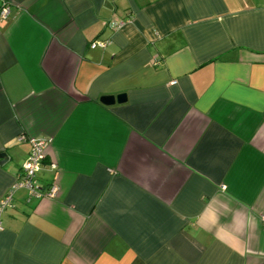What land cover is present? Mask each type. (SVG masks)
<instances>
[{"label": "crops", "instance_id": "crops-1", "mask_svg": "<svg viewBox=\"0 0 264 264\" xmlns=\"http://www.w3.org/2000/svg\"><path fill=\"white\" fill-rule=\"evenodd\" d=\"M9 3L0 264H264V0Z\"/></svg>", "mask_w": 264, "mask_h": 264}, {"label": "built area", "instance_id": "built-area-1", "mask_svg": "<svg viewBox=\"0 0 264 264\" xmlns=\"http://www.w3.org/2000/svg\"><path fill=\"white\" fill-rule=\"evenodd\" d=\"M11 7L9 0H2L0 5V20L7 19L11 13ZM133 18H116L109 21V26L112 29L117 30L118 28L123 27L129 21H132ZM108 40H99L95 39L91 43V47H101L106 48L108 45ZM31 143V149L29 156L21 167L20 172L17 175L16 182L12 187H10L1 198H0V230H3V217L2 215L8 209L14 206L15 191L18 188H26L30 192V195L37 197H51L54 196L57 192V187L55 184H52L48 190H43L41 183L37 179V174L41 169L40 165L46 157V150L52 143L51 136H37L29 139Z\"/></svg>", "mask_w": 264, "mask_h": 264}, {"label": "water", "instance_id": "water-1", "mask_svg": "<svg viewBox=\"0 0 264 264\" xmlns=\"http://www.w3.org/2000/svg\"><path fill=\"white\" fill-rule=\"evenodd\" d=\"M127 100V94L126 93H120L119 95H108V96H103L101 98V101L105 104H115L126 101ZM10 160V157L7 155V152L2 151L0 153V163H4Z\"/></svg>", "mask_w": 264, "mask_h": 264}]
</instances>
